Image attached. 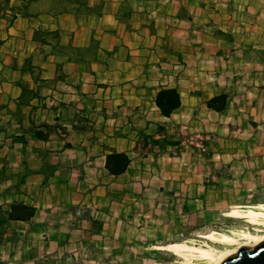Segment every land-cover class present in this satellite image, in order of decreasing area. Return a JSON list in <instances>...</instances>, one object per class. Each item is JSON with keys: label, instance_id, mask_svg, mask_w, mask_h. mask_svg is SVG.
Masks as SVG:
<instances>
[{"label": "crops", "instance_id": "0c3cea01", "mask_svg": "<svg viewBox=\"0 0 264 264\" xmlns=\"http://www.w3.org/2000/svg\"><path fill=\"white\" fill-rule=\"evenodd\" d=\"M162 89L179 96L169 117ZM263 113L264 0H0V264L154 249L251 207L178 142L194 129L226 148Z\"/></svg>", "mask_w": 264, "mask_h": 264}, {"label": "rangeland", "instance_id": "374dc122", "mask_svg": "<svg viewBox=\"0 0 264 264\" xmlns=\"http://www.w3.org/2000/svg\"><path fill=\"white\" fill-rule=\"evenodd\" d=\"M255 55L259 57V54ZM258 120L260 121L257 122L256 126H261L264 120V113L260 115ZM184 132L179 138V148L187 149L193 152L194 155L210 158L209 161L205 162L204 167L207 168L208 166L209 169L216 171V173L211 174V177L214 178V184L219 183L218 177L220 175L224 177L223 182L230 181L240 184V187H231L226 183L220 182L222 183V188H226L225 192H227V189L230 190L229 192L233 191L231 194L237 192L248 203L246 205L250 206L252 204L251 207H240L239 209L246 210L251 208L257 210V206H260L259 204L264 205V126L256 129L257 135H252L249 140L247 139V135H237L232 142L226 143L228 145L226 148H220V143L211 142L209 139L206 140L204 134L200 131L186 129ZM199 137L204 139V150L202 152L196 149ZM215 155H219V157L216 158ZM222 171L224 172L222 173ZM217 187L213 190L214 194L215 191L221 190V187L219 189ZM230 211L222 213L221 216H214L209 221H207L209 217L206 221L201 219L203 222L200 220L201 222L197 223L199 226L198 233L194 231L197 233L195 234L197 236L190 237L187 242L197 246L202 245L201 243L203 242H208L210 245L222 249L223 246L213 244L202 239L200 236H204L214 230L217 231L218 228H222V231L220 230L219 233L231 234L225 230H229L232 224L244 228H239L240 231L254 232L255 227L246 223V219L229 217L228 213ZM212 213L216 214L217 212L214 211ZM214 226H217V229ZM177 242L180 241L173 240V243ZM70 259L65 264H182V259L173 253L155 249H88L86 252H82L79 249L76 255Z\"/></svg>", "mask_w": 264, "mask_h": 264}, {"label": "bare ground", "instance_id": "6f19581e", "mask_svg": "<svg viewBox=\"0 0 264 264\" xmlns=\"http://www.w3.org/2000/svg\"><path fill=\"white\" fill-rule=\"evenodd\" d=\"M228 216L246 219V223L255 227L254 232L241 230L231 234H222L212 231L201 237L213 244L223 246L222 249L216 248L208 242L197 246L193 243L189 244L187 241L154 247V249L173 253L182 259V264H217L223 256L236 252L240 247H255L264 240V205L257 206V210L233 208Z\"/></svg>", "mask_w": 264, "mask_h": 264}, {"label": "trees", "instance_id": "16d2710c", "mask_svg": "<svg viewBox=\"0 0 264 264\" xmlns=\"http://www.w3.org/2000/svg\"><path fill=\"white\" fill-rule=\"evenodd\" d=\"M30 93L23 88L20 101L26 103ZM225 101V96L221 95L215 97L208 102V107L217 111H221L222 104ZM179 96L175 89H162L155 97V105L159 109L160 113L164 117H169L177 108H179ZM35 136L40 137L38 132ZM129 160L123 154H111L106 158L105 168L111 175L121 174L127 167ZM31 214L28 208L23 205H12L10 212L8 213L9 218H21Z\"/></svg>", "mask_w": 264, "mask_h": 264}, {"label": "water", "instance_id": "95a60500", "mask_svg": "<svg viewBox=\"0 0 264 264\" xmlns=\"http://www.w3.org/2000/svg\"><path fill=\"white\" fill-rule=\"evenodd\" d=\"M217 264H264V240L255 247H240L223 256Z\"/></svg>", "mask_w": 264, "mask_h": 264}, {"label": "built area", "instance_id": "2783aa9c", "mask_svg": "<svg viewBox=\"0 0 264 264\" xmlns=\"http://www.w3.org/2000/svg\"><path fill=\"white\" fill-rule=\"evenodd\" d=\"M204 139H202L201 137H199V141H197L196 143V149L199 151V152H202L204 150Z\"/></svg>", "mask_w": 264, "mask_h": 264}]
</instances>
